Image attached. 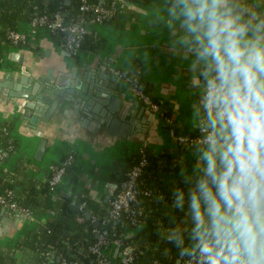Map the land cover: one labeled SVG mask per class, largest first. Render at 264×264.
<instances>
[{"label": "crops", "instance_id": "crops-1", "mask_svg": "<svg viewBox=\"0 0 264 264\" xmlns=\"http://www.w3.org/2000/svg\"><path fill=\"white\" fill-rule=\"evenodd\" d=\"M173 3L174 0L125 2L114 18L87 22L85 43L76 56L67 54L61 38L44 27L30 31L29 26L21 25L19 31L26 34L24 41L19 46L0 47V123L11 124L10 132L17 141L16 148L0 161V173H12L23 181L42 180L50 164H57L66 153L72 154L61 179L52 191L42 196L40 209L29 214L0 205V250L19 257L15 240L56 218L64 197L72 205H76L78 197L86 203L82 212L68 220L69 231L79 228L84 219L107 203L123 170L130 165V156L141 146L168 158V162L166 159L157 162L156 178L161 183L182 178L181 168L192 162L189 148L174 141L159 113L151 112L138 101L117 74L121 71L137 76L160 111L171 119L175 133L194 131L203 78L195 57L183 42L181 20L172 11ZM241 6L246 17H264V0H241ZM104 70L119 76L123 91L121 105L130 103L131 110L125 117H129L131 125L124 128L123 135L118 127L108 132L103 126H82L69 104L65 113L58 111L47 121L28 125L26 119L20 118L13 100L5 97L8 84L16 82L20 74L31 77L32 81L49 71L53 77L67 80L73 71L92 79ZM41 139L44 150L36 158L34 153ZM110 248L108 252L113 256L116 248ZM28 259H24L26 263Z\"/></svg>", "mask_w": 264, "mask_h": 264}, {"label": "clouds", "instance_id": "clouds-1", "mask_svg": "<svg viewBox=\"0 0 264 264\" xmlns=\"http://www.w3.org/2000/svg\"><path fill=\"white\" fill-rule=\"evenodd\" d=\"M203 78L197 122L162 235L184 264H264V17L241 0H174Z\"/></svg>", "mask_w": 264, "mask_h": 264}, {"label": "trees", "instance_id": "trees-1", "mask_svg": "<svg viewBox=\"0 0 264 264\" xmlns=\"http://www.w3.org/2000/svg\"><path fill=\"white\" fill-rule=\"evenodd\" d=\"M82 1L89 7L81 11L78 6ZM133 1L142 0H0V47L2 45L19 46L21 43H12L8 34L11 31L22 29L21 25L28 27L30 20L35 15L44 14L47 20H52L54 14L57 13L64 23H76L79 18H83L85 24L96 21L98 16L97 20L103 22L114 18L116 12L123 8L125 2ZM111 4L115 7L114 10L105 15H101L90 7L99 5L102 8H108ZM53 33L58 35L63 42L61 31ZM84 41L85 33L80 43V49L83 47ZM140 85L142 86L141 83ZM10 131L11 124L9 122L0 123V148L5 151L1 160L5 159L17 146V141ZM184 148H188V146H184ZM141 153L146 158V164L137 180L139 191L135 203L137 221L134 226L124 229L116 224L111 226L108 222L101 223L106 207L104 204L99 208V211L91 213L96 217L97 224L95 226L94 222L88 218L82 221L83 225L71 232L68 230V220L74 214L82 212L86 203L78 197L74 202L76 205H72L70 199L64 197L58 205L56 218L47 220L36 231L15 240L14 246L19 252V257L0 250V264H61L62 257L66 259V264H94L95 257L88 251V245L95 240L93 227L107 228L108 240L118 237L122 245L127 244L130 247L132 259L128 264H178L177 260L182 259L178 249L164 239L162 233L164 228L174 227L184 218L183 212L171 206L173 189L183 186V181L181 178L173 183H161L156 178L157 162L159 159H166V156L160 153L155 155L146 146H141L134 155L130 156L129 166L137 161ZM66 154L61 160L66 157ZM168 161L167 158L165 162ZM70 162L65 166V170ZM127 168L123 170L117 180V186ZM50 174L49 166L47 176L42 180L28 178L23 181L15 178L12 173L11 175L0 173V195H5L9 191L10 201L15 202L18 207L25 208L27 213H33L41 208L42 196L49 191L47 180ZM81 202H84V206L82 209H78L77 205ZM103 247L108 252L111 247L110 241L109 245ZM26 257L29 258L28 263L24 260Z\"/></svg>", "mask_w": 264, "mask_h": 264}, {"label": "built area", "instance_id": "built-area-1", "mask_svg": "<svg viewBox=\"0 0 264 264\" xmlns=\"http://www.w3.org/2000/svg\"><path fill=\"white\" fill-rule=\"evenodd\" d=\"M89 6L83 1L79 4V10H85ZM94 11L99 12L101 15L110 14L114 10V6L111 4L108 8H102L99 5L90 6ZM99 17H96L98 21ZM29 29L33 31L35 28L42 26L47 28L51 32L61 31L63 33V49L71 56H76L80 50V43L85 33V23L83 18H79L76 23H64L61 21L59 14H54L52 20H47L44 14H38L32 17L29 22ZM26 34L20 31H11L8 34L9 40L12 43H22ZM124 83L126 88L140 101L143 105L147 106L151 112L159 113L162 121L167 125L168 133L174 138V141L181 146H187L191 143L192 138L198 134V130H194L192 133H175L171 127V119L160 111L158 103L151 98L149 93L144 90L140 85V82L136 75H128L125 72L119 71L117 73ZM5 151L0 148V160L4 156ZM72 155L66 154V157L57 164H50L51 174L47 180L48 190L52 191L57 182L61 179L65 171V166L70 162ZM146 164V158L141 153L131 166H129L123 175V178L119 182L117 188L112 195L108 198L105 213L101 219V223L108 222L111 226L114 224L127 229V227L134 226L136 224L137 209L135 203L137 201L138 177ZM10 192L7 191L5 195H0V205L9 209H17L26 212L25 208L18 207L15 202L10 201L8 198ZM84 203L77 205L78 209H82ZM90 220L96 222V217L90 214ZM95 232V240L88 245V251L91 252L95 261L94 264H128L132 259V253L130 247L125 244H121V240L118 237H114L108 240V229L105 227H93ZM114 246L116 253L113 256L109 252L104 253V245ZM111 251V248H110ZM178 264H184V259H178ZM61 264H66V259L61 258Z\"/></svg>", "mask_w": 264, "mask_h": 264}, {"label": "water", "instance_id": "water-1", "mask_svg": "<svg viewBox=\"0 0 264 264\" xmlns=\"http://www.w3.org/2000/svg\"><path fill=\"white\" fill-rule=\"evenodd\" d=\"M118 81L119 76L109 73V70L98 72L97 78L92 79L85 73L78 76L73 71L67 80L53 77L49 71L39 74L32 81L31 77L20 74L16 82L8 84L5 97L13 100L20 110V118L26 119L28 125H34L39 120L47 121L58 111L65 113L69 104L82 126H103L108 132L118 127L122 134L124 128L126 130L131 125L129 117H125L131 108L129 102L121 105L120 93L123 91ZM43 150L44 139H41L34 157L40 158ZM96 224L93 223L94 226Z\"/></svg>", "mask_w": 264, "mask_h": 264}, {"label": "rangeland", "instance_id": "rangeland-1", "mask_svg": "<svg viewBox=\"0 0 264 264\" xmlns=\"http://www.w3.org/2000/svg\"><path fill=\"white\" fill-rule=\"evenodd\" d=\"M102 251H103L104 253H107L106 249H103Z\"/></svg>", "mask_w": 264, "mask_h": 264}]
</instances>
